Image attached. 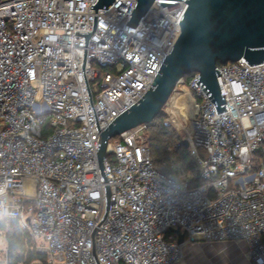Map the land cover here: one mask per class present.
<instances>
[{
    "label": "built area",
    "instance_id": "built-area-1",
    "mask_svg": "<svg viewBox=\"0 0 264 264\" xmlns=\"http://www.w3.org/2000/svg\"><path fill=\"white\" fill-rule=\"evenodd\" d=\"M97 2L0 0V232L18 223L44 257L28 264H185V245L240 242L264 264V63L217 66L223 112L199 74L176 88L195 103L184 140L204 185L157 171L142 126L109 140L105 181L100 134L151 88L187 3L156 2L133 28L135 0Z\"/></svg>",
    "mask_w": 264,
    "mask_h": 264
},
{
    "label": "water",
    "instance_id": "water-1",
    "mask_svg": "<svg viewBox=\"0 0 264 264\" xmlns=\"http://www.w3.org/2000/svg\"><path fill=\"white\" fill-rule=\"evenodd\" d=\"M117 0H98L90 9H108ZM127 25L136 28L156 2L163 7L187 3L179 21L180 34L161 65L151 88L132 107L118 116L100 134L97 153L102 176L107 181L104 162L109 140L133 129L153 123L175 93L179 83L191 74L213 103L217 113L226 111L217 76L218 65L241 59L250 65L264 63V0H135ZM182 144L188 148V142ZM110 189L106 187L109 208ZM180 245L185 234L172 229Z\"/></svg>",
    "mask_w": 264,
    "mask_h": 264
},
{
    "label": "trees",
    "instance_id": "trees-1",
    "mask_svg": "<svg viewBox=\"0 0 264 264\" xmlns=\"http://www.w3.org/2000/svg\"><path fill=\"white\" fill-rule=\"evenodd\" d=\"M193 74L184 78L188 83ZM160 116V115H159ZM157 119L148 125L150 138L147 141L150 156L154 168L164 174L172 172L173 162L180 156L182 163V172L175 171V177L188 179L192 182L194 187L202 186L205 182L200 178V168L196 164L194 158L191 156L190 151L182 142L183 138L171 128L162 119ZM173 160V161H172ZM177 161V160H176ZM215 191L211 188L209 197H213ZM1 229L6 231V240L8 244L9 254L12 257V264H28L37 258L44 259L43 256H37L27 250L29 246V239L25 232H23L16 221L6 222Z\"/></svg>",
    "mask_w": 264,
    "mask_h": 264
},
{
    "label": "rangeland",
    "instance_id": "rangeland-1",
    "mask_svg": "<svg viewBox=\"0 0 264 264\" xmlns=\"http://www.w3.org/2000/svg\"><path fill=\"white\" fill-rule=\"evenodd\" d=\"M100 81H97L96 83H93L92 86L95 88V90H98V84ZM186 88H178L176 90L175 93H173V95L171 96L168 104L169 106H165V108L162 110V112L160 113L159 119H162L164 122H166V124H168L169 126H171V128L173 130H175L180 137H182L183 139H185L186 137V132H188L189 127H190V123L188 121V119L185 117V115H183L181 112H177L176 109L174 108V103L178 100L179 97H181L182 95H187L188 93L185 94ZM199 103V102H198ZM150 125V124H149ZM139 129V128H138ZM139 131L144 135L146 141L149 140L150 138V131L148 125H144L142 126ZM117 140H119V137H116L114 139L111 140L112 143H115ZM200 155L202 158H206V152L201 149L200 150ZM180 156L178 158H176L173 162V167H172V172L170 174H164L162 173L160 170L159 172L164 174L166 177L168 178H175V171L178 170V172H182V163L180 162ZM108 160L110 162H112L113 157H109ZM177 160V161H176ZM254 165L255 167L258 165V157L255 155L254 156ZM173 161V160H172ZM155 169L157 170V168L155 167ZM8 247L7 244V240H6V233L5 232H0V250H4ZM224 249L223 247H221L220 250ZM218 250H216L214 253H212V260L208 259H204L203 255H206V253L204 254V251L202 250V248H196L194 251L193 249H190L189 251H187V264H227L228 262L225 260V255H218L219 252H217Z\"/></svg>",
    "mask_w": 264,
    "mask_h": 264
},
{
    "label": "crops",
    "instance_id": "crops-1",
    "mask_svg": "<svg viewBox=\"0 0 264 264\" xmlns=\"http://www.w3.org/2000/svg\"><path fill=\"white\" fill-rule=\"evenodd\" d=\"M221 247L224 249L220 250ZM196 248H202L204 251L203 255L204 259L212 260V253L216 250L219 252L218 255H225V260L228 262L227 264H251L250 260L246 256L247 246L245 243H200L195 245H185L184 247V257L185 264H187V251Z\"/></svg>",
    "mask_w": 264,
    "mask_h": 264
},
{
    "label": "bare ground",
    "instance_id": "bare-ground-1",
    "mask_svg": "<svg viewBox=\"0 0 264 264\" xmlns=\"http://www.w3.org/2000/svg\"><path fill=\"white\" fill-rule=\"evenodd\" d=\"M173 105H174L173 109H176L177 112H181L183 115H185L189 123H191L195 113V103L193 98L188 94L182 95Z\"/></svg>",
    "mask_w": 264,
    "mask_h": 264
}]
</instances>
